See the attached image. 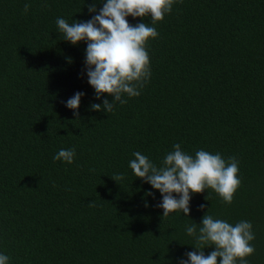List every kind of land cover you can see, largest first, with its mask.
I'll return each mask as SVG.
<instances>
[{
  "label": "trees",
  "instance_id": "16d2710c",
  "mask_svg": "<svg viewBox=\"0 0 264 264\" xmlns=\"http://www.w3.org/2000/svg\"><path fill=\"white\" fill-rule=\"evenodd\" d=\"M94 2L98 12L103 0H0V253L8 264H179L196 251L186 226L207 213L250 221L245 259L264 264V0H176L155 24L127 17L158 36L145 45L148 82L112 112L91 110L113 97L88 84L87 42L71 45L56 25L88 21ZM177 143L239 161L231 204L206 189L190 193L187 217H163L160 192L129 162L138 151L161 167ZM73 147L72 164L53 160Z\"/></svg>",
  "mask_w": 264,
  "mask_h": 264
},
{
  "label": "clouds",
  "instance_id": "9594fccd",
  "mask_svg": "<svg viewBox=\"0 0 264 264\" xmlns=\"http://www.w3.org/2000/svg\"><path fill=\"white\" fill-rule=\"evenodd\" d=\"M174 3L176 0H103L98 12L95 2L88 6V12L94 14L88 21L69 23L62 17L56 19L63 40L73 46L87 42L85 69L88 84L95 90V98L99 100L102 94L113 97L111 103L104 99L102 104L91 105L92 111L112 112L117 102L127 103L123 94L139 96L150 78V60L145 45L149 39H155L158 32L154 26L143 22L130 25L126 18L150 16L155 24L172 11ZM30 7L24 5L25 13ZM83 95L77 92L66 102L74 116H78ZM75 154L74 147L62 148L53 160L72 164ZM133 156L129 168L135 177L160 192L162 200L158 207L163 210V217L174 212H182L187 217L192 199L190 193L198 194L206 189L214 190L225 203L231 204L241 184L237 176L239 161L235 157L225 160L219 153L212 154L203 149L192 156L184 152L179 143L165 155L161 167L138 151ZM111 179L121 181L124 175L116 174ZM173 193L178 194V198ZM152 195V192L145 193V196ZM205 199H209V193ZM203 207L201 205V209ZM186 233L194 237L196 251L186 253L187 259H181L179 264H217L218 258L220 264H248L245 258L255 252L250 243L255 239L250 221L242 220L231 225L206 213L199 226L191 221L186 226ZM206 247L215 250L205 256L203 250ZM9 260V256L0 253V264H8Z\"/></svg>",
  "mask_w": 264,
  "mask_h": 264
}]
</instances>
